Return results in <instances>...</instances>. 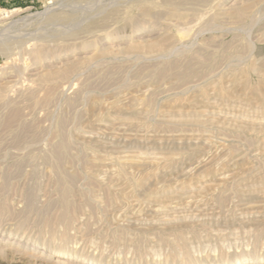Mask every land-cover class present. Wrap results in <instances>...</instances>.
<instances>
[{
    "label": "rangeland",
    "instance_id": "1",
    "mask_svg": "<svg viewBox=\"0 0 264 264\" xmlns=\"http://www.w3.org/2000/svg\"><path fill=\"white\" fill-rule=\"evenodd\" d=\"M0 264H264V0H0Z\"/></svg>",
    "mask_w": 264,
    "mask_h": 264
},
{
    "label": "bare ground",
    "instance_id": "2",
    "mask_svg": "<svg viewBox=\"0 0 264 264\" xmlns=\"http://www.w3.org/2000/svg\"><path fill=\"white\" fill-rule=\"evenodd\" d=\"M239 81H241V83H242V81H244V79H242V80L239 79ZM237 82H238V79H237ZM241 83H239V86H240ZM243 83H244V82H243ZM243 83H242L241 85H243ZM244 84H245V83H244ZM236 85H238V83H237ZM245 85H246V84H245ZM243 86H244V85H243ZM244 87H245V86H244ZM202 90H203V89H202ZM225 90H226V89H225ZM229 90H230V89H229ZM252 90H253V89H252ZM203 91H205V90H203ZM221 91L223 92L222 89H221V90L219 89V90H218V94H221L222 96H225V95H226L225 93H219V92H221ZM227 91H228V89H227ZM227 91H226L227 94H228V93H231V91H230V92H227ZM256 91L259 92V90H256ZM199 93L201 94V91H200ZM200 94H199V95H200ZM202 94L204 95L205 93L203 92ZM224 94H225V95H224ZM231 94H232V93H231ZM253 94H254V93H252V95H253ZM255 94H256V95H255ZM255 94H254V96H257V93H255ZM230 97H231V95H230ZM257 97H258V96H257ZM260 97H261V95H260ZM205 98L207 99L206 95H205L204 99H205ZM204 99L202 98L203 101H205ZM262 124H263V123H262ZM262 129H263V128H262ZM146 176H147V175H146ZM144 178H146V177H144ZM144 178H143V179H144ZM147 179H148V178H147ZM144 180H145V182L147 181L146 179H144ZM139 181H140V180H139ZM142 182H143V181H142V179H141V183H142ZM136 183H140V182H137V181H136ZM143 184H144V182H143ZM143 184H141V186H142ZM136 185H137V184H136ZM136 185H134V186H136ZM40 253H41V252H40ZM60 254H61V253H60ZM60 254H59V255H60Z\"/></svg>",
    "mask_w": 264,
    "mask_h": 264
}]
</instances>
